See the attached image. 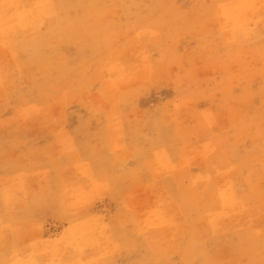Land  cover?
<instances>
[{"label": "rangeland", "instance_id": "1", "mask_svg": "<svg viewBox=\"0 0 264 264\" xmlns=\"http://www.w3.org/2000/svg\"><path fill=\"white\" fill-rule=\"evenodd\" d=\"M0 264H264V0H0Z\"/></svg>", "mask_w": 264, "mask_h": 264}, {"label": "bare ground", "instance_id": "2", "mask_svg": "<svg viewBox=\"0 0 264 264\" xmlns=\"http://www.w3.org/2000/svg\"><path fill=\"white\" fill-rule=\"evenodd\" d=\"M249 1V0H248ZM251 1H253V0H251ZM226 4V3H225ZM238 7V6H237ZM250 10H252V8L250 9ZM26 12V11H25ZM24 12V13H25ZM245 13V12H244ZM247 14H248V12H247ZM241 20V19H240ZM245 21V20H244ZM243 24V23H242ZM244 25H245V23H244ZM243 26V25H242ZM237 33V32H236ZM237 38V37H236ZM236 203V202H235Z\"/></svg>", "mask_w": 264, "mask_h": 264}]
</instances>
